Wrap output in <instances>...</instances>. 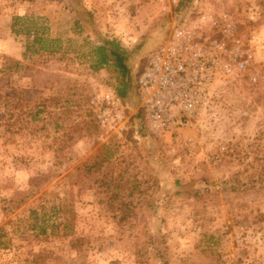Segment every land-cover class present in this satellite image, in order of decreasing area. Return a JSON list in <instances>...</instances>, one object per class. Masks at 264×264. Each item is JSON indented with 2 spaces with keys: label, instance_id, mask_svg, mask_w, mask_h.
Masks as SVG:
<instances>
[{
  "label": "rangeland",
  "instance_id": "obj_1",
  "mask_svg": "<svg viewBox=\"0 0 264 264\" xmlns=\"http://www.w3.org/2000/svg\"><path fill=\"white\" fill-rule=\"evenodd\" d=\"M202 10L255 35L250 75L171 141L122 98L132 130L106 133L92 100L118 80L96 47L136 80ZM0 264H264V0H0Z\"/></svg>",
  "mask_w": 264,
  "mask_h": 264
},
{
  "label": "built area",
  "instance_id": "obj_2",
  "mask_svg": "<svg viewBox=\"0 0 264 264\" xmlns=\"http://www.w3.org/2000/svg\"><path fill=\"white\" fill-rule=\"evenodd\" d=\"M255 49V35L239 34L224 11L202 10L181 20L148 55L136 79L149 131L171 141L195 126L217 81L250 75ZM92 104L106 133L121 137L132 130L113 89L95 95Z\"/></svg>",
  "mask_w": 264,
  "mask_h": 264
},
{
  "label": "trees",
  "instance_id": "obj_3",
  "mask_svg": "<svg viewBox=\"0 0 264 264\" xmlns=\"http://www.w3.org/2000/svg\"><path fill=\"white\" fill-rule=\"evenodd\" d=\"M17 18H15L14 23ZM36 42L39 41L38 38L34 39ZM41 41V40H40ZM95 53L97 55V59L99 64L110 62L112 63V71L115 77L118 80V84L116 86V92L120 98L130 99L131 103L137 107V111L143 115L141 109H139V101H138V90L136 85V80L133 78L131 74V70L129 65H127V61L129 60V53L119 46V44L115 41L102 40L101 44L98 45L95 49ZM141 131H139L140 133ZM111 155V150H107L104 154L105 158H108ZM120 188V185H115L114 190ZM118 199L117 196L115 197ZM114 198V200H115ZM118 210L120 212V216L118 217V221L122 222L130 217L129 206L127 202H123L122 200H118Z\"/></svg>",
  "mask_w": 264,
  "mask_h": 264
}]
</instances>
